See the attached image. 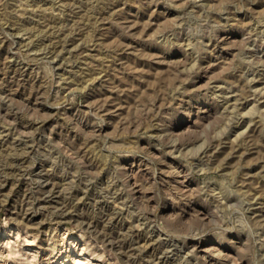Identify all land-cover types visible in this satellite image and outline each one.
I'll return each mask as SVG.
<instances>
[{"label":"rangeland","instance_id":"374dc122","mask_svg":"<svg viewBox=\"0 0 264 264\" xmlns=\"http://www.w3.org/2000/svg\"><path fill=\"white\" fill-rule=\"evenodd\" d=\"M0 264H264V0H0Z\"/></svg>","mask_w":264,"mask_h":264}]
</instances>
